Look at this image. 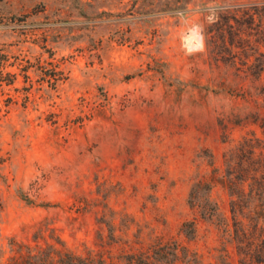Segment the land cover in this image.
<instances>
[{
    "label": "rangeland",
    "instance_id": "1",
    "mask_svg": "<svg viewBox=\"0 0 264 264\" xmlns=\"http://www.w3.org/2000/svg\"><path fill=\"white\" fill-rule=\"evenodd\" d=\"M263 63L264 0H0V264H264Z\"/></svg>",
    "mask_w": 264,
    "mask_h": 264
},
{
    "label": "trees",
    "instance_id": "2",
    "mask_svg": "<svg viewBox=\"0 0 264 264\" xmlns=\"http://www.w3.org/2000/svg\"><path fill=\"white\" fill-rule=\"evenodd\" d=\"M263 11L259 9H254L252 17L256 15L261 16ZM260 72L264 70V63L261 65ZM256 183L258 177L255 175L246 177ZM262 178V176L260 177ZM218 177L214 174L210 179L211 183H216ZM241 181L244 183V177L241 176ZM210 185L205 182H198L190 193V199L192 205H198V208L202 209L208 218L214 216L215 212L210 209L207 203L204 201L208 197V192L210 191ZM251 191V190H250ZM205 192V197H201L200 194ZM251 193V192H250ZM251 195V194H249ZM26 202H30L29 199H24ZM203 201L204 205H199V201ZM201 204V203H200ZM237 206V203H233ZM232 205V214L234 213V207ZM254 213V212H253ZM186 228V233L194 232L193 222L184 224ZM16 249L11 251L14 256L8 258L3 264H176L177 253L179 246L175 243H158L151 251L147 252H132L121 254L118 257H105L102 254L94 253L92 251L86 252V254L81 255L72 252L65 248L60 242L55 244L47 245L45 247H24L16 246Z\"/></svg>",
    "mask_w": 264,
    "mask_h": 264
}]
</instances>
